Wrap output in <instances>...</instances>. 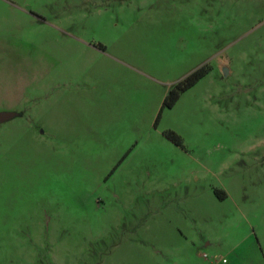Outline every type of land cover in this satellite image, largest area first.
Masks as SVG:
<instances>
[{
	"label": "rangeland",
	"instance_id": "1",
	"mask_svg": "<svg viewBox=\"0 0 264 264\" xmlns=\"http://www.w3.org/2000/svg\"><path fill=\"white\" fill-rule=\"evenodd\" d=\"M5 109L0 264H264V0H0Z\"/></svg>",
	"mask_w": 264,
	"mask_h": 264
},
{
	"label": "crops",
	"instance_id": "2",
	"mask_svg": "<svg viewBox=\"0 0 264 264\" xmlns=\"http://www.w3.org/2000/svg\"><path fill=\"white\" fill-rule=\"evenodd\" d=\"M92 49L96 50L97 52H104V50L102 49V47H92ZM114 58L119 59L118 57H116L115 55H113ZM121 61V64L127 66V67H132L134 68V66L130 65L128 62L119 59ZM129 67V68H130ZM45 69H47V65L46 67H44ZM37 70V66H35V68ZM37 72L35 71L33 73V77H31L32 80H36L38 79V77L36 76ZM149 80L151 82H153L155 85V92H156V96L153 97H146L147 95L144 94L141 90H134L131 91L130 87L126 84H124L123 87H120L119 84H117L115 87L116 92L119 93L118 96L121 97V103L120 105H122L123 109H125L127 111V113H140V112H148L149 114V118L147 119V125L149 128V131H152L151 129V125L153 124L154 118L159 110V108L161 107V105H163L164 99L166 98V96L168 95L169 91L166 87H165V83L164 81L154 77V76H149L148 77ZM102 84L98 83V86H100L101 88L106 86V87H112L114 85V83L118 82L115 78H102L100 79V81ZM93 109L96 107V103H93L92 105ZM122 109V108H121ZM1 113H15L16 116L11 119V120H18V121H22L23 119H25L27 113L26 111H16L14 109H5L0 111ZM152 117V118H151ZM9 120V121H11ZM8 122V121H7ZM5 123V122H4ZM143 128H141L140 126L135 127V131H137V133H141L140 131H142Z\"/></svg>",
	"mask_w": 264,
	"mask_h": 264
},
{
	"label": "trees",
	"instance_id": "3",
	"mask_svg": "<svg viewBox=\"0 0 264 264\" xmlns=\"http://www.w3.org/2000/svg\"><path fill=\"white\" fill-rule=\"evenodd\" d=\"M207 74L208 70L206 68L198 69L187 76L183 81L179 82L175 87H173L164 99L162 110L157 118V122L160 120L162 111L164 109L173 108L179 100L181 94L195 86L198 81L205 77ZM166 136L175 145L182 146L181 138L176 133L169 131L166 133Z\"/></svg>",
	"mask_w": 264,
	"mask_h": 264
},
{
	"label": "water",
	"instance_id": "4",
	"mask_svg": "<svg viewBox=\"0 0 264 264\" xmlns=\"http://www.w3.org/2000/svg\"><path fill=\"white\" fill-rule=\"evenodd\" d=\"M16 116L15 113H1L0 114V123L7 122L13 119Z\"/></svg>",
	"mask_w": 264,
	"mask_h": 264
},
{
	"label": "built area",
	"instance_id": "5",
	"mask_svg": "<svg viewBox=\"0 0 264 264\" xmlns=\"http://www.w3.org/2000/svg\"><path fill=\"white\" fill-rule=\"evenodd\" d=\"M223 263H226V261H223Z\"/></svg>",
	"mask_w": 264,
	"mask_h": 264
}]
</instances>
